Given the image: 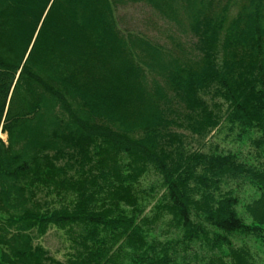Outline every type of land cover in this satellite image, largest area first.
Segmentation results:
<instances>
[{
  "label": "trees",
  "instance_id": "16d2710c",
  "mask_svg": "<svg viewBox=\"0 0 264 264\" xmlns=\"http://www.w3.org/2000/svg\"><path fill=\"white\" fill-rule=\"evenodd\" d=\"M129 3L187 44L124 33ZM223 127L257 162L207 148ZM0 134V264H254L230 236L264 242V0H0Z\"/></svg>",
  "mask_w": 264,
  "mask_h": 264
},
{
  "label": "rangeland",
  "instance_id": "374dc122",
  "mask_svg": "<svg viewBox=\"0 0 264 264\" xmlns=\"http://www.w3.org/2000/svg\"><path fill=\"white\" fill-rule=\"evenodd\" d=\"M116 16L119 27L124 33L129 32L144 35L154 42L167 46L169 49L175 47V44L178 41H180L184 46L189 41L186 36L179 32L176 26L164 20L155 10L144 3H129L126 7L119 8L116 11ZM173 37L177 38V40L173 41ZM236 137L237 133L231 135L230 130L223 127L215 131L212 134V137L210 136L206 140L208 143L207 148L210 147V144H213L214 146H217L220 151H235L241 154L243 158L257 162L259 152L251 144L249 138L245 137L241 144L238 140H236ZM255 137H257V135H255ZM0 138L6 141L7 135L0 134ZM261 159L264 160V158ZM160 181V176L154 171H151L142 179L141 187L143 189H150L151 187H156L158 189ZM254 194L255 193L253 192L252 187L250 188L249 186H246L245 192L241 195L243 198L242 205L238 208L242 216L244 206L247 202L253 199ZM230 240L235 248L247 249L253 258L254 264H264L263 241L251 236L240 234L231 235ZM69 243L70 242L65 233L61 230H57L56 228L51 229L45 237L36 240V244L44 246L47 250H49L51 256L63 262H66L67 259L66 254L69 252ZM226 259L229 262V258L226 257Z\"/></svg>",
  "mask_w": 264,
  "mask_h": 264
}]
</instances>
